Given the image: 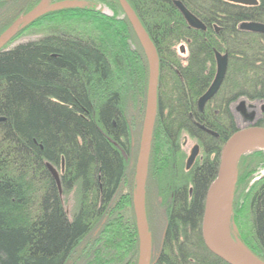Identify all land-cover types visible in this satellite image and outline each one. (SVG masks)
<instances>
[{
	"label": "trees",
	"instance_id": "obj_1",
	"mask_svg": "<svg viewBox=\"0 0 264 264\" xmlns=\"http://www.w3.org/2000/svg\"><path fill=\"white\" fill-rule=\"evenodd\" d=\"M16 1L0 0V35L39 2L24 0L13 8ZM126 1L159 63L147 161L149 168L163 148L154 171L166 202L160 249L150 264H227L203 243L204 200L217 175L221 149L238 128L231 106L239 100L264 103V35L239 29L242 23L264 24V0L251 6L224 0ZM175 1L206 30L189 28ZM94 2L108 5L123 20L77 10L78 17L90 21L88 34L61 28L56 20L61 15L54 13L21 25L0 50V264H70L80 242L98 226L101 236L85 264H137L132 174L126 208L110 209L126 177L125 156L130 153L127 101L138 100L139 115H145L148 59L119 3ZM25 29L40 37L9 47ZM182 44L185 59L176 52ZM215 52L228 55L227 72L199 112L197 101L215 75ZM254 126L264 128V113ZM183 133L201 149L189 170L178 158ZM46 164L59 170L62 194L77 189L73 213L64 207ZM260 166L263 152L241 156L234 189L247 204L251 255L264 263V177L250 184Z\"/></svg>",
	"mask_w": 264,
	"mask_h": 264
},
{
	"label": "water",
	"instance_id": "obj_2",
	"mask_svg": "<svg viewBox=\"0 0 264 264\" xmlns=\"http://www.w3.org/2000/svg\"><path fill=\"white\" fill-rule=\"evenodd\" d=\"M125 17L131 24L133 31L140 43V47L143 48L146 57L149 62V81L147 89V101H146V110L144 117V124L141 135V143L139 148V155L137 160V170L136 179H135V191L133 192V212L135 217V225L137 230L138 237V259L137 264H150L151 262V244L148 233V226L146 223L144 215V191H145V180L147 175L148 167V158L150 151V144L152 138V131L154 126V121L157 112V88H158V75H159V63L158 57L154 46L150 42L146 32L144 31L142 25L140 24L136 14L129 6L126 0H116ZM229 3L251 6L256 4V0H224ZM46 0H42L41 4L45 3ZM175 8L181 14L182 18L186 22L189 28L199 31H205V26L194 16L192 15L185 7L179 2H173ZM36 10V9H35ZM33 10L25 17L20 20L14 21V23L0 35V50L3 49L15 36L17 29L20 25L26 23L32 14L35 12ZM239 29L242 31H247L255 34L264 35V24L260 23H242L239 26ZM179 52H184V46L179 48ZM215 59V75L212 83L206 90V92L200 96L197 101V109L199 112H202L204 105L209 102L218 92L223 80L225 78V73L227 72L228 67V55L220 54L218 52L214 53ZM245 102H241L240 106L244 107ZM262 109H264V104ZM254 112L246 116V119L252 120L254 117ZM0 121L3 119L0 118ZM199 128L211 135L212 137H217V134L207 130L204 127L199 126ZM242 139H256L264 142V128L257 127L254 125L243 126V128H237V130L226 140L224 147H222L220 152V159L218 165V171L215 179L209 185L206 191L205 200H204V210L201 223V235L203 243L211 254L216 256L221 261H224L227 264H264L261 261L254 259L249 254H242L230 246H219L213 241V230L217 223V219L220 215V212L226 202L231 201L232 191H233V174H234V164L235 160L233 156L234 145H236ZM199 155V147H192L189 157L186 158L185 169L189 170L194 164L196 158ZM46 168L52 176L58 190L59 194L61 193L60 179L58 172L50 164H46ZM218 199L215 208H211V203L213 199Z\"/></svg>",
	"mask_w": 264,
	"mask_h": 264
},
{
	"label": "rangeland",
	"instance_id": "obj_3",
	"mask_svg": "<svg viewBox=\"0 0 264 264\" xmlns=\"http://www.w3.org/2000/svg\"><path fill=\"white\" fill-rule=\"evenodd\" d=\"M42 0H39V2L34 6L33 10L35 12L32 14V16L29 18V20L22 24L27 25L31 23H34L36 20H41L43 17L51 15L56 13V15L60 16L57 20L58 26L62 27H75L78 31H84L86 33H90V21L88 19L83 18L82 16L78 17V11L81 10H94L102 17L113 19L115 21L121 22L123 20V17L119 14H115L111 7H109L106 4H100L95 3L94 0H46L45 3L41 4ZM25 3L24 0H19L16 2H13L12 6L18 7L22 6ZM32 10V11H33ZM31 11V12H32ZM30 13V12H29ZM28 13V14H29ZM28 14H25L28 15ZM23 15V14H22ZM20 15V19L25 17L24 15ZM19 20V19H18ZM17 21V20H16ZM14 23V22H13ZM12 23V24H13ZM11 24V25H12ZM9 25V27L11 26ZM8 27V28H9ZM24 28V27H23ZM34 28H39V26H35ZM21 29V25L19 26L18 30ZM40 37V34L35 30H29L26 31H20L18 36L14 39L12 44L9 47H13L19 43H25L28 41H34L37 40ZM181 46H184L185 52L181 54L179 52V48ZM132 50L134 48H131ZM177 55L181 59H185L188 55L185 44L179 45L176 47ZM148 62V61H147ZM149 66V62H148ZM147 66V67H148ZM135 69L137 70V77H141L139 75V69L135 66ZM138 77V78H139ZM140 79V78H139ZM148 81H149V67H148V78L146 80V101H147V89H148ZM145 101V102H146ZM240 102H245L244 107L246 108V111L250 112L253 111V109H250L249 106H253L256 108L257 113L259 112L260 107L263 104L260 103H248L247 101L240 100ZM237 105V104H236ZM146 106V103H145ZM146 108V107H145ZM234 113V108H233ZM126 114L128 117V123H129V140H130V153L125 156V162H126V177L122 182V188L119 190V193L115 197L114 202L112 203V207L110 209L112 212H120L121 210L125 209L127 206V197L126 193H129V185L128 180L131 178V174L134 177V185H135V179H136V170H137V160L139 155V148L141 143V135L144 124V117L145 115L141 116L138 112V100L134 101L132 99L128 100L126 103ZM144 114V112H143ZM235 121L238 128H243V126H247L246 122L241 118L239 115H235ZM197 145V141L194 139H191L189 136H187L185 133L181 135L180 138V153L178 154L179 163L184 166H186V161L189 157L190 151L192 147ZM163 147V146H162ZM163 148L160 149L158 156H156L155 162L151 163V166H149L147 170L146 180L145 182V191H144V215L146 219V223L148 226V233L150 238V244H151V259L154 258L160 249V242L163 232V227L165 223V202L163 201V195L160 193L161 190V179H158L156 176L155 165L163 152ZM259 151V150H257ZM257 151H249L245 154H241L238 156L235 160L234 164V170L235 166L240 159L241 156L248 155L253 152ZM150 152V151H149ZM263 152L264 151H259ZM201 155V149L199 151V156ZM57 172L59 170H56ZM173 174L176 173V171H172ZM172 174V175H173ZM233 191H232V197L230 201V210H229V216L227 218V234L230 238V240L241 250H243L245 253L249 254L250 256L252 251L254 250L253 245L251 244L250 236L251 232L249 230V224H248V218L246 217L245 209L247 207V204L243 201L238 200V197L240 195H236L235 189H234V179H235V171L233 174ZM264 177V166H260L255 173L252 176V180L250 184H254L256 181ZM135 191L132 190V193ZM134 195V193L132 194ZM62 201L64 204V207L67 209V211L71 214L76 209V205L78 202V191L77 189H74L71 192H66L62 194ZM132 204H133V197H132ZM110 213V214H111ZM102 226V225H101ZM101 229L100 226L97 227L96 231L93 233V235H90L87 239H84L80 242L79 246L76 248V250L73 252L71 258H70V264H85L87 263L90 254H93L96 245L98 244L97 238H100L101 232L99 233V230ZM253 257V256H252ZM254 258V257H253ZM124 264H129L127 260L124 262Z\"/></svg>",
	"mask_w": 264,
	"mask_h": 264
},
{
	"label": "bare ground",
	"instance_id": "obj_4",
	"mask_svg": "<svg viewBox=\"0 0 264 264\" xmlns=\"http://www.w3.org/2000/svg\"><path fill=\"white\" fill-rule=\"evenodd\" d=\"M234 150H233V156L234 159H236L238 156L241 154H245L246 152L249 151H264V142L256 140V139H242L240 140L236 145H234ZM218 199L214 198L211 203V208H215L216 203ZM230 205L229 202H226L224 207L222 208L220 215L217 219V223L214 227L213 230V241L223 247V246H230L234 250L244 254V251L241 250L238 246H236L229 238L227 234V218L229 216V209Z\"/></svg>",
	"mask_w": 264,
	"mask_h": 264
},
{
	"label": "flooded vegetation",
	"instance_id": "obj_5",
	"mask_svg": "<svg viewBox=\"0 0 264 264\" xmlns=\"http://www.w3.org/2000/svg\"><path fill=\"white\" fill-rule=\"evenodd\" d=\"M184 52H185V48H184ZM183 52V53H184ZM181 53V54H183ZM240 100L237 101L236 103H234L232 106H231V110H232V113H233V108H234V113L232 114L234 116L235 115H239L241 118H243V120L247 123L246 125L247 126H250V125H254L256 123V121L260 118V116L264 113V109H262L263 105L260 107L259 109V112L257 113L256 111V108L253 107V106H249L250 109H253V111H246V108L245 107H241L240 106ZM207 104V103H206ZM237 104V105H236ZM260 104H264V103H260ZM204 110V109H203ZM254 112V117L253 119L250 121L248 119H246V116H248L250 113ZM234 120H235V116H234ZM235 124H236V121H235ZM237 126V125H236ZM198 146V144L196 145ZM199 147V146H198ZM199 151H200V147H199ZM199 156V155H198ZM198 158V157H197ZM196 158V159H197ZM196 161V160H195ZM195 163V162H194ZM193 166V165H192Z\"/></svg>",
	"mask_w": 264,
	"mask_h": 264
}]
</instances>
